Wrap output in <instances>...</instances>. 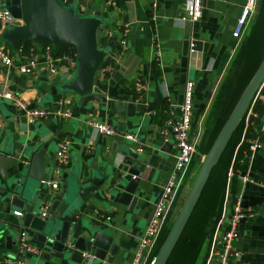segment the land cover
<instances>
[{
	"label": "crops",
	"instance_id": "crops-1",
	"mask_svg": "<svg viewBox=\"0 0 264 264\" xmlns=\"http://www.w3.org/2000/svg\"><path fill=\"white\" fill-rule=\"evenodd\" d=\"M127 1L132 2L131 22H122V15L127 12L126 5H113L106 9L103 0L60 3L72 7L79 15H89L98 10L108 22L101 35L104 37L102 43H106L110 51L99 65L93 89L96 95L106 94L110 99L118 93L129 97L137 106L135 113L120 114L112 99L111 106H103L99 100L81 98L73 91H65L62 100L58 87L73 77L74 58L59 63L54 75L44 68L24 74L13 65L0 63L2 88L29 107H58L69 113L67 116L50 115L28 121L11 99H0V154L4 155L0 172L6 176L0 175V190L13 187L8 176L12 168L6 165V156L11 158L10 162L27 164L42 149V157L49 165L44 176L53 178L51 171L59 138L68 140V150L60 161L57 186L52 188L41 184L37 191L40 195L38 211L46 209L49 199L57 196L62 187L61 176L78 186L82 183L87 185L94 171L98 176H110L117 168L125 169L123 160L129 156L123 149L129 148L142 157V177H139L132 193L135 200L131 205L115 201L111 190L104 191L105 179L93 192L88 191L74 218L75 227L83 234L99 231L108 235L112 250H107L102 258L85 254L82 261L76 262L66 256L60 258L49 254L46 247L36 249L38 241L31 238L26 242L34 251H20L19 261L14 262L15 245L7 249L1 232L6 230V234L16 237L22 210L0 203V264H130L138 249L141 254L139 264H148L154 257L151 250L156 238L150 248L140 247L139 243L160 196V187L174 162L170 131L165 121L162 124L154 121V111H166L168 117L176 116L183 82L190 79L193 88L189 135L195 141L196 154H206L216 131L221 129L264 54V24L259 34L250 33L255 24L264 22V0H256L255 10L238 41L231 32L246 0H201V15L193 22L182 18V0ZM115 25L120 32H116ZM124 26L127 30L121 35ZM3 28L0 25V33ZM252 35L258 38L250 47L253 52L248 58L244 53H238L236 57L242 42ZM121 37L124 38L123 44L119 42ZM193 39L201 41V56H195L190 62L188 47ZM0 43L13 54V49L1 36ZM247 50L248 46L245 47ZM136 79L141 82L139 89L134 85ZM251 108L257 115L254 118L256 124L245 133H239L232 149L227 150L208 175L209 180L220 186L223 183L220 211L225 194L226 206L233 203L235 195H239L240 206L249 213L238 223V236L232 242L238 256L231 264H264V83ZM90 121L107 122L114 133L99 134L91 127ZM163 126L165 135L160 131ZM123 133H134L137 141L123 138ZM254 140L257 145L251 149L249 145ZM242 144L241 162L233 167L234 153ZM138 147L141 150L138 151ZM194 158L165 214L162 231L174 219L198 171L201 161ZM242 176L248 179L243 181Z\"/></svg>",
	"mask_w": 264,
	"mask_h": 264
},
{
	"label": "water",
	"instance_id": "water-1",
	"mask_svg": "<svg viewBox=\"0 0 264 264\" xmlns=\"http://www.w3.org/2000/svg\"><path fill=\"white\" fill-rule=\"evenodd\" d=\"M125 5L127 12L122 15V22H131L132 2L126 1ZM0 8L7 10L12 17L19 20L18 23L4 27L0 33L1 38L12 49H15L22 39L34 43L49 42L53 49L60 44H68L74 48V75L58 87L62 100L65 91H73L82 96L81 98L97 99L103 106H111L112 99L120 114L125 112L130 115L138 110L133 101L121 93L111 99L106 97V94H95L93 86L99 65L107 58V53L110 51L108 45L101 41V32L108 26V22L99 15L98 10H94L89 15H79L72 7L61 4L59 0H0ZM189 45L188 58L191 62L195 56L196 58L201 56V41L193 39ZM263 78L264 54L201 162L166 238L151 264L166 262L207 176ZM122 151L129 156L123 160L126 167L115 169L113 175L98 176L97 171H94L92 177L87 180V185L82 183L79 186L68 182L65 176H61L62 187L55 198L49 199L45 216L39 215L40 195L37 193L41 185L40 179L49 169L47 161L45 162L42 157V149L38 150L27 164L21 161L10 162L11 158L6 156V165L12 168L8 176L13 182V187L0 190L4 192L0 194V203H8L22 210V216L19 217V224L16 226V237L6 234V230L1 232L7 249L15 245L16 254L12 259L14 262L19 258L22 236L26 240L32 238L38 241L39 246H36L38 250L46 247L49 254L60 258L66 256L76 262L82 261L85 254L102 258L107 250L109 252L112 250L108 235L99 231L83 234L75 227L74 218L78 209L82 207L88 191L93 192L105 179L107 181L103 189L111 190L115 201L123 204L129 202V205L134 202L135 197L132 193L136 189L139 177H142L143 161L139 153L129 148ZM2 156L4 155L0 154V165H2ZM0 175L6 177L1 172Z\"/></svg>",
	"mask_w": 264,
	"mask_h": 264
},
{
	"label": "built area",
	"instance_id": "built-area-1",
	"mask_svg": "<svg viewBox=\"0 0 264 264\" xmlns=\"http://www.w3.org/2000/svg\"><path fill=\"white\" fill-rule=\"evenodd\" d=\"M60 1L64 4L67 2V0ZM109 3L113 5L112 1H109ZM255 4L256 0H246L241 6L235 18L231 32V36L236 41L241 38L242 33L255 10ZM182 9L183 19L191 22L196 21L201 15V0H182ZM18 22L19 20L12 17L7 10L0 8L1 26L6 27L7 25ZM115 29L116 32L117 30L119 31V27L116 25ZM126 30L127 28L124 26L121 30V35H124ZM119 42L123 44L124 38L121 37ZM32 43L33 44L28 47L27 52H24L21 46L16 45V48L13 49V54L8 47L3 43H0V63L4 66L13 65L18 71L24 74H30L36 72L40 68H44V70H47L50 75H54L57 73V66L59 63L69 61L73 58L71 55L64 53L54 54L52 51L53 47L49 42ZM263 83L264 78L258 84L256 92L245 110L244 125H247L251 116L256 115L251 107L255 101L257 92L262 87ZM134 85L136 89L142 87L139 79L135 80ZM192 88V81L190 79H185L183 82L181 101L178 104V113L176 116H169L165 120V126L169 129L173 141L174 162L160 187V196L154 205L152 215L144 228V235L139 243L140 247L147 246L150 248L153 245L165 218V214L172 204L183 180L186 169L196 152L195 141L189 135L192 111ZM5 98L11 99L15 107L22 111L28 121H33L35 118H46L50 115H69L67 110L58 107L52 109L29 107L23 100L12 95L8 90L0 86V99ZM89 124L99 134L111 135L114 133L113 127L107 122L90 121ZM164 129V126L160 128L163 135H165ZM121 136L134 142L137 141V137L134 133H123ZM256 145V140H254L249 147L253 149ZM67 150L68 140L64 138L57 139L54 153L55 160L51 171L53 178L44 176L40 179L41 184L49 185L52 188L57 186L56 179L59 177L60 161L65 158ZM137 150L139 151L141 148L138 147ZM247 179L246 176H242L243 181ZM225 201L226 195L224 194L221 211L212 230L203 264H231L238 256V251L232 247V242L238 236L237 229L239 221L244 216L249 215V213L240 206L239 195H235L233 203L229 206L225 205ZM14 213L18 214L20 212L14 211ZM45 214L46 209L39 211L40 216H45ZM20 247L23 252L34 251V248L26 242V239L23 236L21 237ZM140 258L141 254L138 249L130 264H139ZM151 262L152 259L148 264H151Z\"/></svg>",
	"mask_w": 264,
	"mask_h": 264
},
{
	"label": "trees",
	"instance_id": "trees-1",
	"mask_svg": "<svg viewBox=\"0 0 264 264\" xmlns=\"http://www.w3.org/2000/svg\"><path fill=\"white\" fill-rule=\"evenodd\" d=\"M108 1V3H107ZM109 1L113 2V5L115 6H124L127 0H103L104 2V6L106 9L111 8L113 5L109 3ZM264 22H260L259 24H255L254 28L250 30V33H260V31H262L263 29L261 27H263ZM248 37V39H246L244 42H242V44L240 45V47L237 49L236 51V57L238 55V53H244V55L246 56V58H248L250 56V54L253 52V50L250 49V47L253 44V42H256L258 40L257 36L252 35ZM104 40V37H101V41ZM33 43L30 40H26V39H22L18 42L17 45L21 46L22 49L24 50V52H27L28 47L31 46ZM248 46L249 50L245 51V47ZM54 54H68L71 55L74 58V48L71 47L68 44H60L57 48L52 50ZM235 57V56H234ZM256 68V67H255ZM255 70V69H254ZM254 72V71H253ZM154 121L157 124H162L166 118L168 117V115L166 114V111H154ZM241 122H243L242 117L239 119L238 123L236 126H239L241 124ZM246 127L251 128L250 125H247ZM245 127V128H246ZM248 130V129H247ZM239 135V130H234V132L231 134L224 150L222 151L221 155L219 156L218 160L216 163L219 162V160L221 159L222 156L227 154V150L228 149H232V146L235 142V140L237 139ZM239 149V151H238ZM242 149H243V144L239 147H237L235 153H234V157H236V154L239 153L240 157L242 158ZM241 161L237 160V162L235 161L234 158V162H233V167H237L239 166ZM216 187V188H214ZM209 188V191H207V189ZM223 183H221V186L212 180H209V177L207 178L201 193L195 203L194 206V210H200L199 214L201 217H203L206 221H207V227H209V233H207V235L205 233H203L202 238L196 237L194 238L190 236L194 241V243H196V245H190L189 246V251L191 253V255L188 257V259H183L181 257H174L173 253L176 250L177 251V246L180 242V240L183 238L184 233H185V229H183V231H181V234L179 235L174 247L172 248V252H170L171 254H169L166 262L164 264H203L204 263V259H205V255H206V251H207V247H208V243L212 234V230L214 228L215 222L219 217L220 214V203H221V199H222V195H223ZM199 204L201 205V207L199 206ZM164 223V222H163ZM163 225V224H162ZM164 227V226H163ZM168 227V226H167ZM165 227V228H167ZM165 228L162 229V226L157 234L154 246L152 247V252L154 255V250H156L158 244L161 241V236L162 234L165 232ZM208 230V228H207ZM204 243L205 248V252L203 249V252H200V247L201 244Z\"/></svg>",
	"mask_w": 264,
	"mask_h": 264
},
{
	"label": "rangeland",
	"instance_id": "rangeland-1",
	"mask_svg": "<svg viewBox=\"0 0 264 264\" xmlns=\"http://www.w3.org/2000/svg\"><path fill=\"white\" fill-rule=\"evenodd\" d=\"M86 14H89V13H86ZM246 110V109H245ZM245 110H244V112L242 113V115L240 116V118L242 117V119H243V122H241V124L239 125V126H236L237 125V123H236V125H235V128H234V130H239V133H245L246 131H247V129H248V127H246L247 125H250V127L252 128L253 127V125L254 124H256V123H254V118H255V116H257V115H254V116H251L250 118H249V122H247V125L245 124L244 125V113H245ZM239 118V119H240ZM239 121V120H238ZM246 127V128H245ZM220 130V129H219ZM219 130H217L216 131V133H218L219 132ZM234 130H233V132H234ZM232 132V133H233ZM231 133V134H232ZM217 135V134H216ZM231 136V135H230ZM230 138V137H229ZM248 137H246V139H247ZM229 140V139H228ZM228 142V141H227ZM227 144V143H226ZM226 144H225V146H226ZM225 146H224V148H225ZM224 148H223V150H224ZM222 150V151H223ZM222 151H221V153H222ZM238 151H239V149H238ZM221 153H220V155H221ZM205 155L206 154H202V155H197L196 153L194 154V156L192 157V160L190 161V163L195 159L194 157H197V159L199 160V161H203V159H204V157H205ZM219 155V156H220ZM219 158V157H218ZM218 158H217V160H218ZM217 160H216V162H217ZM237 160H239V161H241V157H240V155H239V153H237L236 154V157H235V161L237 162ZM215 162V163H216ZM189 163V164H190ZM199 163V162H198ZM215 165V164H214ZM208 177V176H207ZM207 179V178H206ZM206 181V180H205ZM205 183V182H204ZM204 185V184H203ZM202 188H203V186H202ZM214 188H216V187H214ZM202 190V189H201ZM200 193H201V191H200ZM200 193L198 194V197H199V195H200ZM198 197H197V199H198ZM197 199H196V201H197ZM196 201H195V203H196ZM194 206H195V204H194ZM194 206H193V208H192V210H191V212H190V214L188 215V217H187V220H186V222H185V224H184V227L182 228V231H183V229H185V233H184V236H183V238L180 240V242H179V244H178V246H177V251L175 250L174 251V253H173V256L174 257H181V258H183V259H188V257L191 255V253H190V251H189V246L190 245H196V243H194V241H193V239L191 238V237H193L194 236V238H196V237H199V238H202V235H203V233H205L206 235H207V233H209L208 231H209V227H207V221L203 218V217H201L199 214H197V213H200V210H194L195 208H194ZM199 206L201 207V205L199 204ZM177 214V213H176ZM175 217H176V215H175ZM175 217H174V219H175ZM165 219V218H164ZM174 219L169 223V225H168V227L167 228H165V232L162 234V236H161V241H160V243L158 244V246H157V248H156V250H154L155 252H154V256L156 255V253H157V251H158V249L160 248V246H161V244L163 243V241L165 240V238H166V235H167V233H168V231H169V229H170V227H171V225H172V223H173V221H174ZM163 222H164V220H163ZM207 228H208V230H207ZM181 234V233H180ZM189 234H190V236L191 237H189ZM205 246H204V243H202L201 244V247H200V252H203V249H204V252H205ZM172 252V251H171ZM171 254V253H170Z\"/></svg>",
	"mask_w": 264,
	"mask_h": 264
},
{
	"label": "clouds",
	"instance_id": "clouds-1",
	"mask_svg": "<svg viewBox=\"0 0 264 264\" xmlns=\"http://www.w3.org/2000/svg\"><path fill=\"white\" fill-rule=\"evenodd\" d=\"M196 153V152H195ZM153 259V258H152Z\"/></svg>",
	"mask_w": 264,
	"mask_h": 264
}]
</instances>
